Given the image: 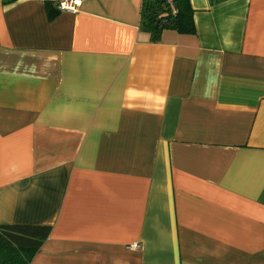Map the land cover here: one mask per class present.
<instances>
[{"label":"crops","instance_id":"obj_1","mask_svg":"<svg viewBox=\"0 0 264 264\" xmlns=\"http://www.w3.org/2000/svg\"><path fill=\"white\" fill-rule=\"evenodd\" d=\"M58 1L0 0V224L50 226L32 264H264V0L155 41Z\"/></svg>","mask_w":264,"mask_h":264},{"label":"trees","instance_id":"obj_2","mask_svg":"<svg viewBox=\"0 0 264 264\" xmlns=\"http://www.w3.org/2000/svg\"><path fill=\"white\" fill-rule=\"evenodd\" d=\"M49 12L51 18L54 13ZM140 28L157 40L164 28L193 33L195 24L190 0H142ZM50 232L47 225L0 224V264H32L31 259Z\"/></svg>","mask_w":264,"mask_h":264},{"label":"built area","instance_id":"obj_3","mask_svg":"<svg viewBox=\"0 0 264 264\" xmlns=\"http://www.w3.org/2000/svg\"><path fill=\"white\" fill-rule=\"evenodd\" d=\"M79 5V0H59L58 8L60 10L76 11ZM133 249L139 248L140 245L134 243L132 244Z\"/></svg>","mask_w":264,"mask_h":264},{"label":"rangeland","instance_id":"obj_4","mask_svg":"<svg viewBox=\"0 0 264 264\" xmlns=\"http://www.w3.org/2000/svg\"><path fill=\"white\" fill-rule=\"evenodd\" d=\"M133 248V247H132Z\"/></svg>","mask_w":264,"mask_h":264}]
</instances>
